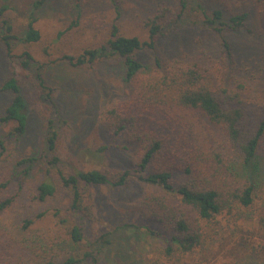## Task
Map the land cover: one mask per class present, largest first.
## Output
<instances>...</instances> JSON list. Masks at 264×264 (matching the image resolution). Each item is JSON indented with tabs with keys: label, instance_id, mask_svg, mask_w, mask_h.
<instances>
[{
	"label": "trees",
	"instance_id": "1",
	"mask_svg": "<svg viewBox=\"0 0 264 264\" xmlns=\"http://www.w3.org/2000/svg\"><path fill=\"white\" fill-rule=\"evenodd\" d=\"M253 1L262 3L264 11V0ZM178 5L180 10L174 13L161 3L147 16L143 22L148 33L146 42L121 35L119 24L113 21L104 25L103 44L85 48L77 55L62 53L59 60L75 68L95 69L111 59L120 61L127 97L104 111V121L112 137L132 139L140 156L133 167L123 170L85 171L77 166L66 171L56 155L59 136L55 122L47 110H41L46 129L44 153L67 206L47 205L57 197L53 180L27 186L28 168L19 172L18 193L0 199V214L22 198L21 194L31 198L33 213L21 217L19 240L0 225V264H98L97 249L80 256L75 253L84 241L78 222L96 220L91 189L101 186L113 190L129 186L148 189L140 199L150 219V225L144 227L150 235L165 241L168 256L176 252L180 257L195 255L208 244L219 242L230 226L256 224L259 241L245 246L243 258L236 264H264V197L260 200L262 214L257 215V194L264 185V104L258 103L257 95L248 93L246 86L232 85L204 64L169 66L156 57L149 68L136 56L143 49L154 50L156 42L168 35L170 25L185 22L187 0H178ZM196 7L218 35L225 29L239 30L248 18V13L236 14L226 24L222 10L211 11L209 17L204 7ZM34 23L32 19L26 31L16 35L5 21L0 35L6 56L24 71L32 68V49L42 39ZM78 25L77 20L57 33L58 40L69 36ZM222 43L228 54V42ZM15 45L24 48L19 55L14 53ZM37 81L38 92L55 108L53 88L46 86L40 75ZM0 92L11 95L0 123L11 125L10 134L23 136L27 130V103L19 81L11 77L1 85ZM3 149L1 141L0 159ZM31 162L23 160L18 166ZM5 187L0 183V188ZM43 221L47 225L37 228ZM104 237L101 235L98 242Z\"/></svg>",
	"mask_w": 264,
	"mask_h": 264
},
{
	"label": "rangeland",
	"instance_id": "2",
	"mask_svg": "<svg viewBox=\"0 0 264 264\" xmlns=\"http://www.w3.org/2000/svg\"><path fill=\"white\" fill-rule=\"evenodd\" d=\"M161 3L172 8L174 13L180 10L178 0H0V35L5 21L11 25L14 34L21 35L33 19L34 27L42 36L39 45L32 49L35 62L28 71L11 61L0 45V87L11 77L19 81L28 118L27 130L20 137L10 134L11 125L0 123V142L3 141L5 146L0 159V183L6 185L5 189L0 188V199L18 193L16 177L27 168V186L45 180H53L57 185L44 153L46 129L39 114L41 110H47L49 118L55 122L59 136L56 155L64 162V170L70 171L77 166L85 171L123 170L135 165L140 156L139 149L127 136L112 137L103 115L108 107L127 97L120 61L111 59L95 69H87L72 67L59 59L62 53L77 55L85 48L103 44L104 25L113 21L119 24L121 35L148 41L143 22ZM199 5L209 12V17L211 11L222 10L226 24L228 18L236 14L248 13V18L239 30L225 29L218 35L197 10ZM262 7V3L253 0H187L185 22L174 27L170 25L168 35L156 42L154 50L143 49L136 56L149 68L156 57L169 66L204 64L232 85L243 84L248 93L257 95L258 103L264 104ZM77 20L78 27L58 40L57 33ZM223 40L230 47L228 54L222 46ZM23 50L22 45H15L14 53L19 55ZM39 75L45 85L54 90L55 108L48 105L36 88ZM10 98L9 93L0 92V115ZM103 147L106 149L100 151ZM23 160L32 162L18 166ZM56 187L57 197L47 205L65 208V195L59 185ZM91 191L96 220L94 223L79 220L84 241L75 256L97 249L98 264H236L243 258L245 246L259 241L260 231L256 224L230 226L232 233L228 230L220 236L219 242L208 244L203 252L185 257L176 252L168 256L164 250L165 241L150 235L144 227L150 225V219L141 208L140 199L148 189L129 186L113 190L101 186ZM21 195L10 209L0 214V225L16 240L22 232L21 217L33 213L29 204L31 198ZM257 196V215L260 216L264 185ZM46 225L47 221L39 222L37 228ZM103 234L106 237L98 242Z\"/></svg>",
	"mask_w": 264,
	"mask_h": 264
}]
</instances>
